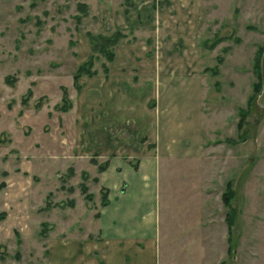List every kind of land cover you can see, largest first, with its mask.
<instances>
[{
    "label": "rangeland",
    "instance_id": "obj_1",
    "mask_svg": "<svg viewBox=\"0 0 264 264\" xmlns=\"http://www.w3.org/2000/svg\"><path fill=\"white\" fill-rule=\"evenodd\" d=\"M115 30L113 63L91 37ZM182 39L201 71V120L199 136L158 143L152 157L158 261L264 264V107L253 89L264 0H0V264H83L111 201L99 172L116 150L127 157L120 146L144 144L115 142L97 123L112 87L102 77L131 60L119 75L142 90L152 69L159 79L163 63H187ZM89 56L92 73L75 85Z\"/></svg>",
    "mask_w": 264,
    "mask_h": 264
},
{
    "label": "crops",
    "instance_id": "obj_2",
    "mask_svg": "<svg viewBox=\"0 0 264 264\" xmlns=\"http://www.w3.org/2000/svg\"><path fill=\"white\" fill-rule=\"evenodd\" d=\"M169 43L171 47L173 42ZM166 44L168 41L162 39L161 54H167L170 49L165 47ZM181 51L180 62L185 59L187 63H181L175 69L163 63L165 69L159 68V79H155V70L152 69L150 76L146 73L148 76L137 84L142 90L119 75L127 72L122 68L131 67V60L125 62L121 59L123 62L120 60L117 65V73H112L109 67L108 81L102 77L112 87L104 91V108L97 123L101 124V129L110 127L115 142L138 141L141 137L144 144L136 149L120 146L126 158L113 149L118 146L113 144L112 149L117 154L99 172V181L111 191V201L100 209L101 240L97 245H83V264H161L156 246L152 157L159 149L158 143L181 142L185 138L193 140L199 136L201 120V71L193 69L194 53L183 39ZM116 59L117 53L114 52L112 62ZM136 89L141 93L132 95L130 91ZM109 103L112 109L107 113ZM155 109L159 112L153 115ZM146 143H155L154 151H149ZM135 154L140 159L133 167L127 159ZM120 184L123 187H119ZM117 188L118 192L115 191Z\"/></svg>",
    "mask_w": 264,
    "mask_h": 264
},
{
    "label": "trees",
    "instance_id": "obj_3",
    "mask_svg": "<svg viewBox=\"0 0 264 264\" xmlns=\"http://www.w3.org/2000/svg\"><path fill=\"white\" fill-rule=\"evenodd\" d=\"M123 34L119 30H115L109 35H102V34H97L96 38L91 37V40L93 42V45L91 47L92 50L98 51L101 54H104L106 59L110 61L113 58V45L118 41V39L122 36ZM97 45V46H96ZM259 55L255 61V67L257 71V78L258 80L254 83L253 89L258 91L260 89V75H259ZM91 62V57L89 56L83 63L79 64L75 70V72L72 75L73 82L75 85H77V78L82 75L83 73L89 75L92 73L88 69V65ZM102 70L104 73L107 71V66L104 65L102 67ZM105 164V163H104ZM104 164L100 166V168L104 167ZM104 202V201H103Z\"/></svg>",
    "mask_w": 264,
    "mask_h": 264
},
{
    "label": "water",
    "instance_id": "obj_4",
    "mask_svg": "<svg viewBox=\"0 0 264 264\" xmlns=\"http://www.w3.org/2000/svg\"><path fill=\"white\" fill-rule=\"evenodd\" d=\"M260 89L255 97V103L264 107V48L259 57Z\"/></svg>",
    "mask_w": 264,
    "mask_h": 264
}]
</instances>
